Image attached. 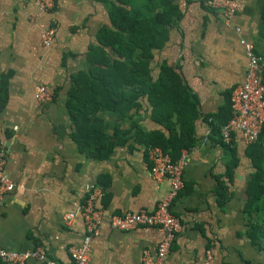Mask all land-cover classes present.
<instances>
[{"label":"crops","instance_id":"obj_1","mask_svg":"<svg viewBox=\"0 0 264 264\" xmlns=\"http://www.w3.org/2000/svg\"><path fill=\"white\" fill-rule=\"evenodd\" d=\"M51 1V9H42L37 0H0V85L5 89L0 143L6 155L3 173L13 183L0 195V245L19 252L42 247L57 264H72L69 249L82 242L85 230L80 216L70 225L63 216L77 211L89 191L99 187L103 219L91 239L88 264H142L143 252L154 253L161 232L144 226L114 230L108 218L151 211L166 195L169 182L151 179L150 146L135 138L133 124L144 132L168 133L151 120L144 100L122 125L130 129L128 142L107 159L94 160L77 150L65 109L69 78L87 69L88 47L108 24V15L94 0ZM176 1L181 15L164 46L154 51L150 69L153 76L162 63L176 69L192 95L196 117L183 187L170 207L181 227L165 264H264V253L254 251L244 235V190L254 172L247 145L235 134L228 146L216 130L226 118L229 94L242 84L247 69L240 41L264 57V0H237L240 11L229 18L207 8L205 0ZM49 26L55 33L45 47L42 33ZM40 84L54 94L45 105L35 97Z\"/></svg>","mask_w":264,"mask_h":264},{"label":"trees","instance_id":"obj_2","mask_svg":"<svg viewBox=\"0 0 264 264\" xmlns=\"http://www.w3.org/2000/svg\"><path fill=\"white\" fill-rule=\"evenodd\" d=\"M94 1L104 6L108 24L98 29L96 43L88 47L87 69L69 78L65 109L72 126L71 140L88 157L107 159L116 147L128 142L130 129L122 125L131 118L130 111L140 109L146 100L151 120L168 134L161 130L144 132L133 124L137 127L135 138L147 147L161 148L175 161L194 143V101L174 67L162 63L153 76L150 61L154 51L164 46L169 29L181 15L177 1ZM261 19L260 30L264 33V9ZM262 73L264 83V70ZM230 95L220 128L231 115ZM4 101L5 89L0 85V104ZM220 128L216 130L220 132ZM245 152L254 172L244 190V235L254 251L264 253V123L257 142L247 145ZM233 165H237L235 154ZM230 175L228 167V180ZM220 187L218 193L225 198L224 187Z\"/></svg>","mask_w":264,"mask_h":264},{"label":"built area","instance_id":"obj_3","mask_svg":"<svg viewBox=\"0 0 264 264\" xmlns=\"http://www.w3.org/2000/svg\"><path fill=\"white\" fill-rule=\"evenodd\" d=\"M42 9L53 7L51 0H37ZM205 6L219 11L225 18L240 11L237 0H207ZM55 28L47 27L42 33V44L50 45L54 36ZM240 43L246 50L247 69L242 84L236 86L230 95L231 115L226 123L220 128V139L229 144L235 134H240L246 145L257 142L264 123V57L255 52L254 46L244 40ZM53 91L40 84L36 89V101L45 105L53 99ZM147 159L150 162V176L155 183L163 180L169 182L166 195L151 210L141 209L139 211H125L121 214H113L108 218L111 229L128 231L135 227H155L162 237L157 243L155 251L150 254L144 251L142 264H165L170 252L171 244L180 230L179 220L170 212V207L179 191L183 187V170L185 166L186 150H182L180 156L172 161L170 156L159 147H148L146 149ZM6 162L5 152L0 143V195L13 189V183L4 175ZM102 195L99 187H93L77 211L64 214L63 221L66 225L80 216L84 225V236L82 242L69 249L72 264H88L91 239L97 235L102 223V210L97 207V200ZM57 264L50 259L42 247H35L29 251H15L0 245V264Z\"/></svg>","mask_w":264,"mask_h":264}]
</instances>
